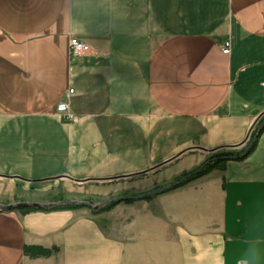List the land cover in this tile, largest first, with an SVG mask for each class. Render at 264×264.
<instances>
[{"label":"crops","instance_id":"crops-1","mask_svg":"<svg viewBox=\"0 0 264 264\" xmlns=\"http://www.w3.org/2000/svg\"><path fill=\"white\" fill-rule=\"evenodd\" d=\"M263 112L264 0H0V205L150 195ZM0 264H264V130L245 159L96 215L0 212Z\"/></svg>","mask_w":264,"mask_h":264},{"label":"trees","instance_id":"trees-1","mask_svg":"<svg viewBox=\"0 0 264 264\" xmlns=\"http://www.w3.org/2000/svg\"><path fill=\"white\" fill-rule=\"evenodd\" d=\"M264 119V117H263ZM262 119V120H263ZM261 121V120H260ZM264 130V126L262 127V129L257 133V135L254 137V133L253 132L250 135V138L248 140V142L243 146V148L235 153L230 152V151H220V152H216L214 154H212L210 157H208L200 166H198L196 169L191 170L189 172L183 173L182 175H180L173 184L162 188V189H156L154 190L152 193H150V195H146L144 198H149L152 195H157L160 193H164L176 188H179L181 186H184L196 179H199L207 174H209L210 172H212L215 169H218L220 167V165H222L223 163H225L226 161H228V157L231 156H239L238 158H236V161H241L243 159H245L255 148L257 140L261 134V132ZM63 199L59 198L56 199L54 202H58V201H62ZM124 202H131V200H126ZM120 202H111L109 204H107L106 206H104L103 208L99 209L98 211H92L89 210L91 214L96 215L100 212H103L107 209H110L112 207H114L115 205L119 204ZM83 207H78V206H61V207H56L53 209H47V208H43V209H31V208H24V209H19L18 212H20L21 214H26L29 212H33V211H48V210H75V209H80ZM42 254H44L45 256L50 254V252L44 251L42 252Z\"/></svg>","mask_w":264,"mask_h":264},{"label":"water","instance_id":"water-1","mask_svg":"<svg viewBox=\"0 0 264 264\" xmlns=\"http://www.w3.org/2000/svg\"><path fill=\"white\" fill-rule=\"evenodd\" d=\"M262 117H264V112L261 115H259L257 117V119L252 123L251 127L249 128V130L247 132L245 139L242 141V143L240 145H237L236 147H220V148L212 150L211 152H215V151H218L221 149L235 150V149L243 146L244 144H246L250 138V135L253 133L254 128H256L254 131L255 132L254 137H255L257 135V133L264 126V119L262 120ZM238 157L239 156H231V157H228L227 159L228 160H236V158H238ZM145 196L146 195H141V196H137V197H122V198H117V199H111V200H108V201L101 203V204H98V205H92L88 202H80V201H59V202L51 203V204H38V203L21 202V203H14V204H8V205H0V212H13V211H18L19 209H24V208L53 209V208L61 207V206H78V207H83V208H86V209H89L92 211H98L99 209L103 208L104 206H106L107 204H109L111 202H123L126 200L142 199Z\"/></svg>","mask_w":264,"mask_h":264},{"label":"built area","instance_id":"built-area-1","mask_svg":"<svg viewBox=\"0 0 264 264\" xmlns=\"http://www.w3.org/2000/svg\"><path fill=\"white\" fill-rule=\"evenodd\" d=\"M68 45H69V54L71 56L81 57V56L86 55L90 51V47L87 44L75 38H71L69 40ZM221 53L223 55H229L230 43L228 41L222 45ZM71 93H72V90H69L65 96L68 97ZM55 112L61 119L68 121V122H75V117L69 112L68 104L66 102H59L56 105Z\"/></svg>","mask_w":264,"mask_h":264},{"label":"rangeland","instance_id":"rangeland-1","mask_svg":"<svg viewBox=\"0 0 264 264\" xmlns=\"http://www.w3.org/2000/svg\"><path fill=\"white\" fill-rule=\"evenodd\" d=\"M257 127V126H256ZM256 128H254V131H255ZM253 131V132H254ZM242 149V148H241ZM240 149V150H241ZM225 151V150H224ZM226 151H229V150H226ZM239 150H232L230 152H237ZM76 189H79V192H76ZM156 190V189H154ZM154 190H152L150 193H152ZM66 191V190H64ZM95 191V193H94ZM101 191H105L104 188H96V189H91L89 187H84L83 186H80V187H76L74 186V190L71 192V189L69 190V192H66V196L65 198H69L68 200H72V201H80V202H88L92 205H98V204H101V203H104L108 200L111 199V196L112 195H108V194H103V193H97V192H101ZM31 198L33 199H40V197L38 196H32Z\"/></svg>","mask_w":264,"mask_h":264}]
</instances>
